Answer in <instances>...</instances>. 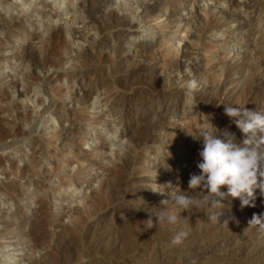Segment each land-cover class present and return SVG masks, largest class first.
Wrapping results in <instances>:
<instances>
[{"label": "rangeland", "instance_id": "obj_1", "mask_svg": "<svg viewBox=\"0 0 264 264\" xmlns=\"http://www.w3.org/2000/svg\"><path fill=\"white\" fill-rule=\"evenodd\" d=\"M14 1L0 0V264H264L249 252L259 189L258 209L229 198L146 221L199 171L189 134L210 121L241 141L225 106L264 107V0Z\"/></svg>", "mask_w": 264, "mask_h": 264}, {"label": "clouds", "instance_id": "obj_2", "mask_svg": "<svg viewBox=\"0 0 264 264\" xmlns=\"http://www.w3.org/2000/svg\"><path fill=\"white\" fill-rule=\"evenodd\" d=\"M224 112L244 138L237 141L235 133L227 129L221 132L210 121L196 135L189 134L194 140L202 141L196 162L199 171L190 173L187 191L169 184L168 191L160 192L167 198L161 200L159 207H154L158 209L156 219L153 220L150 214L146 220L149 229L157 223L176 226L182 219V212L201 205L214 209L229 198H239L241 207H255L256 189L264 195V148L261 147L264 145V108L226 105ZM165 168L170 170L169 165ZM172 187L175 191L171 190ZM225 188L226 191L222 190ZM169 202L173 208L168 206ZM261 219L254 214L249 225L258 224ZM173 230L174 242H182L187 234Z\"/></svg>", "mask_w": 264, "mask_h": 264}, {"label": "bare ground", "instance_id": "obj_3", "mask_svg": "<svg viewBox=\"0 0 264 264\" xmlns=\"http://www.w3.org/2000/svg\"><path fill=\"white\" fill-rule=\"evenodd\" d=\"M33 1V2H32ZM40 0H15L14 1V3H12V5H10V7H12V8H15V10L16 9H20L23 13H28L29 11H30V9L32 8V7H34L35 5H39V2ZM76 1V0H75ZM30 2H32L31 4H29L28 5V3H30ZM48 2H52V5L54 4V7L55 8H57V9H59V11L62 13V14H64V13H66L69 9V3H67V0H48ZM138 2V0H126V4L127 5H129L130 7H128V8H126L125 10L127 11V12H130V11H133L135 8H131V6L133 7V6H135V4ZM173 2V1H172ZM255 2H257L256 0H255ZM261 2V1H260ZM19 3H21V5H20V7H18V5H19ZM72 3L74 4V0H72ZM174 3V2H173ZM180 3H182V1H180ZM3 4V3H2ZM6 4V3H5ZM45 4V3H44ZM125 4V3H124ZM46 5V4H45ZM164 5H166L165 3H164ZM178 5V4H177ZM8 6V5H7ZM27 6H29L30 8L29 9H27ZM156 6V5H155ZM162 5H157L155 8H152V9H149L148 10V12H152V11H154L156 8H159L160 9V7H161ZM169 6V5H168ZM256 6H258V4L256 5ZM170 7V6H169ZM176 7V6H175ZM262 7V6H261ZM163 8V7H162ZM166 8V7H165ZM174 8V7H173ZM182 8V7H181ZM253 8H255V7H253ZM260 8V7H259ZM8 9H9V7H8ZM263 9V8H262ZM157 10V9H156ZM176 10V9H175ZM205 10V9H204ZM254 10V9H253ZM258 10V9H257ZM260 10V9H259ZM162 11H164L165 12V10H162ZM161 11V12H162ZM256 11V10H255ZM32 12V11H31ZM10 13V12H9ZM144 13V12H143ZM222 13V12H221ZM223 13H225L224 11H223ZM228 13V12H227ZM232 13V12H231ZM234 13V12H233ZM261 13V12H260ZM129 14V13H128ZM146 14V13H145ZM207 14H208V12H207ZM226 14V13H225ZM258 14V13H257ZM150 15V14H149ZM227 15H229V14H227ZM235 15V14H234ZM148 16V15H147ZM34 17V16H33ZM217 17V16H216ZM226 17V16H225ZM233 17V16H232ZM234 17H237V16H234ZM37 18V17H36ZM227 18V17H226ZM229 18V17H228ZM238 18V17H237ZM242 18V17H241ZM240 18V19H241ZM246 20V19H245ZM248 20V19H247ZM101 22V21H100ZM126 22V21H125ZM248 22V21H247ZM246 22V23H247ZM253 22V21H252ZM107 23V22H106ZM105 23V24H106ZM245 23V22H244ZM1 24V23H0ZM109 24H110V22H109ZM213 25V24H212ZM211 25V26H212ZM1 26V25H0ZM103 26V25H102ZM214 26H216L215 24H214ZM247 26H249V24L247 25ZM263 26V25H262ZM2 27V26H1ZM208 27V19L207 18H204L203 20H202V25H200V27H198L199 28V33H202V32H204L205 30H206V28ZM261 28V30L262 31H264V26L263 27H260ZM67 30V29H66ZM214 30V29H213ZM215 31V30H214ZM216 32H217V30H216ZM56 33V32H55ZM203 35V34H202ZM69 36V35H68ZM50 38V37H49ZM264 38V37H263ZM56 39V38H55ZM264 40V39H263ZM262 40V41H263ZM54 41V40H53ZM54 43V42H53ZM52 43V44H53ZM263 43H264V41H263ZM46 46V45H45ZM53 46V45H52ZM47 48V47H46ZM45 48V49H46ZM68 48V47H67ZM47 50V49H46ZM51 50V49H50ZM180 50V49H179ZM48 51V50H47ZM46 64H48V63H46ZM45 66V65H44ZM40 67V66H39ZM1 69V68H0ZM7 70V69H6ZM257 78V77H256ZM258 80V79H257ZM254 82V81H253ZM34 83V82H33ZM224 84V83H223ZM227 85V84H226ZM224 87V86H223ZM227 87V86H226ZM219 88V87H218ZM255 88V87H254ZM36 91V90H35ZM35 91H34V93H35ZM221 91V90H220ZM27 92V91H26ZM219 92V91H218ZM222 92V91H221ZM48 93V92H47ZM231 93V92H230ZM226 95V94H225ZM34 96V95H33ZM36 97V96H35ZM94 97V96H93ZM33 98V97H32ZM90 98H91V95L88 93V94H85L84 95V100H85V102L86 101H90ZM225 98V97H224ZM36 99V98H35ZM37 99H38V96H37ZM83 99V98H82ZM218 99H219V97H218ZM30 98H29V102H30ZM173 101V100H172ZM32 102V101H31ZM264 102V101H263ZM33 103L35 104L36 103V100H34L33 101ZM87 103H89V102H87ZM218 105V104H217ZM263 107V106H262ZM50 108V107H49ZM134 108V107H133ZM218 108V107H217ZM258 108V107H257ZM264 108V107H263ZM213 110V109H212ZM219 110V109H218ZM45 111V110H44ZM132 111V110H131ZM139 111V110H138ZM135 112V111H134ZM214 112H215V110H214ZM45 113V112H44ZM133 114H135V113H128V114H126V116H125V120L127 121V124H135V118H134V115ZM214 114V113H213ZM136 115H137V113H136ZM136 117V116H135ZM46 120V119H45ZM124 120V121H125ZM140 122V121H139ZM141 123V122H140ZM141 124H143V123H141ZM132 126V125H131ZM135 127V126H134ZM73 133V132H72ZM242 134V133H241ZM138 145H140L139 143H138ZM143 145V144H142ZM113 146H115V145H113ZM112 146V147H113ZM120 148H122V146L120 147ZM140 149V148H139ZM121 150V149H120ZM122 151H123V149H122ZM131 152H132V150H131ZM128 155V154H127ZM126 157V156H125ZM128 157H129V155H128ZM127 157V158H128ZM131 158V157H130ZM129 159V158H128ZM125 160V159H124ZM126 161V160H125ZM129 161V160H128ZM124 162V161H123ZM131 162V161H130ZM125 164V163H124ZM129 164V163H128ZM127 163H126V165H128ZM126 167V166H125ZM31 170V169H30ZM29 170V171H30ZM117 173V172H116ZM110 181V180H109ZM111 184H113V183H111ZM144 189V188H143ZM257 190V189H256ZM110 191H112L111 189H110ZM98 193V192H97ZM141 193V192H140ZM145 193V192H144ZM142 194V193H141ZM141 196H143V195H141ZM98 198H99V196H97ZM262 197V196H261ZM143 198H144V196H143ZM144 199H146V198H144ZM233 199V198H232ZM264 199V198H263ZM229 200V199H228ZM140 201V200H139ZM263 201V200H262ZM103 202V201H102ZM143 202V201H142ZM147 202V201H146ZM264 202V201H263ZM262 202V203H263ZM256 203V202H255ZM132 205V204H131ZM143 205V204H142ZM261 205V203H256L255 204V207L257 208L258 206H260ZM236 206V205H235ZM143 207V206H142ZM247 207H249V206H247ZM245 208V207H244ZM263 208V207H262ZM221 209V208H220ZM258 209V208H257ZM117 210V209H116ZM134 210V209H133ZM226 210V209H225ZM229 210V209H228ZM78 211V210H77ZM81 211V210H80ZM94 211V210H93ZM211 211V210H210ZM222 211V210H221ZM224 211V210H223ZM241 211V210H240ZM73 213V212H72ZM76 213V212H75ZM74 213V214H75ZM210 213V212H209ZM214 213V212H213ZM121 214V213H120ZM236 214V213H235ZM241 214V213H240ZM77 215V214H76ZM124 217V216H123ZM222 217V216H221ZM236 217V216H235ZM207 218V217H206ZM247 218V217H246ZM240 219V218H239ZM229 220H231V219H229ZM246 220V219H245ZM190 221V220H189ZM196 221V220H195ZM194 221V222H195ZM201 221V220H200ZM261 221H262V219H261ZM198 222V221H197ZM231 222V221H230ZM232 222H234V221H232ZM231 222V223H232ZM237 222H238V220H237ZM248 222V221H247ZM196 223V222H195ZM40 224H41V222H40ZM40 224H38V225H40ZM233 224H236V223H233ZM264 224V223H263ZM101 225V224H100ZM104 225V224H103ZM251 225V224H250ZM253 225H255V224H253ZM44 226V225H43ZM42 226V227H43ZM39 227V226H38ZM261 227V226H260ZM99 228V227H98ZM246 228V227H245ZM244 228V229H245ZM248 228V227H247ZM259 228V227H258ZM262 228V227H261ZM263 229V228H262ZM100 229H98V231H99ZM247 230V229H246ZM245 230V231H246ZM67 231V230H66ZM101 231V230H100ZM239 231V230H238ZM242 231H244V230H242ZM259 231V230H258ZM107 232V231H106ZM106 232H105V234H106ZM233 232V231H232ZM230 233V234H228L227 236L226 235H224V237H222L221 239H219V241H218V243H221V242H224V241H226L228 238L229 239H232V238H236L237 237V235H239L238 233L239 232H235V233ZM101 233H102V231H101ZM108 233V232H107ZM228 233V232H227ZM245 233V232H244ZM104 234V233H103ZM249 234H250V232H249ZM241 235V234H240ZM254 235V234H253ZM258 234H256V236H257ZM103 236V235H102ZM109 236V235H108ZM242 236V235H241ZM46 238V237H45ZM238 238V237H237ZM236 238V239H237ZM101 239V238H100ZM248 239V238H247ZM96 240V239H95ZM94 240V241H95ZM218 240V239H217ZM229 241V240H228ZM238 241V240H237ZM217 242V241H216ZM59 244H61L60 242H58ZM228 243H230V242H228ZM226 244V243H225ZM255 244V245H254ZM215 245V244H214ZM217 245V244H216ZM245 245V244H244ZM252 245H254L253 247V249L252 250H250L249 252H250V254H262V255H264V232L263 233H261L260 235H258V238H256L255 237V239H253V241H251V246ZM247 248L248 249H250V244L247 246ZM248 249L246 250V251H248ZM244 250H245V248H244ZM243 255V254H242ZM245 256V255H244ZM264 258V257H263ZM253 259V258H252ZM230 260V259H229ZM251 260V259H250ZM66 262V261H65ZM69 261H67V263H68ZM157 262H158V260H157ZM164 263V262H163ZM224 263V262H223ZM156 264V263H155Z\"/></svg>", "mask_w": 264, "mask_h": 264}]
</instances>
